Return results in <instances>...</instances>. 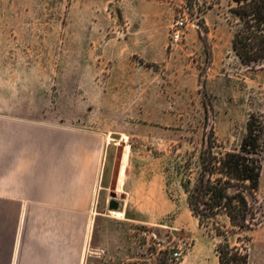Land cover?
Wrapping results in <instances>:
<instances>
[{"label":"rangeland","instance_id":"374dc122","mask_svg":"<svg viewBox=\"0 0 264 264\" xmlns=\"http://www.w3.org/2000/svg\"><path fill=\"white\" fill-rule=\"evenodd\" d=\"M231 4L0 0V111L98 131L111 140L99 213L120 211L129 218L122 264L168 263L154 261L135 241L138 228L153 225L172 228L174 243L182 244L177 264H218L220 238L198 226L180 185L194 178L192 154L210 130L234 149L249 115L264 116V67H244L231 51L238 26ZM178 16L186 29L171 44L169 25ZM147 40L151 57L142 49ZM123 148L131 164L125 201L112 199ZM139 186H146L140 202ZM257 197L259 224L240 242L229 237L245 246L247 264H264V151Z\"/></svg>","mask_w":264,"mask_h":264},{"label":"crops","instance_id":"0c3cea01","mask_svg":"<svg viewBox=\"0 0 264 264\" xmlns=\"http://www.w3.org/2000/svg\"><path fill=\"white\" fill-rule=\"evenodd\" d=\"M149 42L142 49L151 57ZM112 145L98 131L0 111V264L124 263L129 218L99 213ZM125 148L112 192L121 201ZM145 195L139 186L138 202Z\"/></svg>","mask_w":264,"mask_h":264},{"label":"trees","instance_id":"16d2710c","mask_svg":"<svg viewBox=\"0 0 264 264\" xmlns=\"http://www.w3.org/2000/svg\"><path fill=\"white\" fill-rule=\"evenodd\" d=\"M238 21L230 49L241 65L264 67V0H231ZM264 151V116L250 114L240 144L226 149L210 130L194 158L195 176L181 180L190 214L198 226L220 238L214 248L218 264H247L240 236L259 224L262 204L257 197ZM225 218L222 223L220 218ZM246 238V237H244Z\"/></svg>","mask_w":264,"mask_h":264},{"label":"built area","instance_id":"2783aa9c","mask_svg":"<svg viewBox=\"0 0 264 264\" xmlns=\"http://www.w3.org/2000/svg\"><path fill=\"white\" fill-rule=\"evenodd\" d=\"M186 24L187 21L183 16H178L170 23L169 40L171 44H176L183 38ZM174 240L173 230L168 226H141L137 229L135 236L137 245L144 249L148 256H151L154 261L163 257L168 260L167 264H177L183 257L182 244L174 243Z\"/></svg>","mask_w":264,"mask_h":264}]
</instances>
